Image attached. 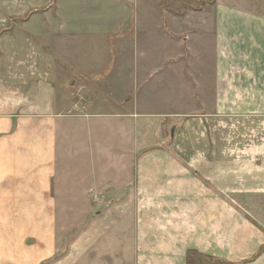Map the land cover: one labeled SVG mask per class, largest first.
<instances>
[{"label":"crops","instance_id":"0c3cea01","mask_svg":"<svg viewBox=\"0 0 264 264\" xmlns=\"http://www.w3.org/2000/svg\"><path fill=\"white\" fill-rule=\"evenodd\" d=\"M64 3L0 0V264H264V0L158 15L189 40L188 63L180 53L159 67L178 63L167 84L189 81L193 109L203 100L190 113L131 95L117 110L77 104L69 85L82 70L139 66L110 42L86 60L87 23ZM155 18L128 16L127 35Z\"/></svg>","mask_w":264,"mask_h":264},{"label":"rangeland","instance_id":"374dc122","mask_svg":"<svg viewBox=\"0 0 264 264\" xmlns=\"http://www.w3.org/2000/svg\"><path fill=\"white\" fill-rule=\"evenodd\" d=\"M213 1V0H212ZM65 2L63 12L65 15H68L69 17H74L75 15L79 16L81 15V19H85V22L87 25L83 28H79V34H80V47L84 48L81 50V55L85 57L87 60L89 55L95 56V45L99 42L102 43H109L114 45L116 44V51L115 48L113 50V54H117V59L121 61V59H127L130 63L133 62L136 66H139V68H126V67H118V69L115 70L113 74L114 78H110L107 75L110 76L109 72L112 70L110 67L108 68H88L85 72L87 75L84 77L80 76L79 78H73L74 81H76L74 84H70L69 87L72 88L73 94L75 95V102L81 106H88V108L91 111L95 112H101L106 109V111L109 110H117L121 109L120 107L127 103H134V106L138 105L145 107V108H152L155 111L158 112H179L183 113H190L197 110H200L198 107H200V103H202L203 100L199 99L198 106L195 108V101L190 100L189 96L190 92L193 91V88L191 87V84L189 81L185 82V85L182 84L176 86V84L171 85L167 84V78H171L174 75H177L175 71H179V69H175L176 66H178V63L174 65H169V61L166 62L164 66L159 67V64L165 60L167 57H171L170 61H174L173 55L177 56L178 54H183V57H185V62L188 63L189 61V52H188V46L187 43L189 40H178L181 42V44L186 45L183 46L180 50L179 48V42L175 39V36L171 34H166L168 31V28H173L171 26L164 27V23L167 22L165 20L159 19L158 15L164 12L169 13H187L189 11H203L206 10L211 12V8L208 7L211 0H63ZM59 5L58 3H56ZM56 7V6H55ZM54 7V8H55ZM56 10V9H55ZM116 14L117 20L111 19L109 20V15ZM146 14H155V19H150L149 21L145 20H135V26L136 23H150V25H153L152 27H149V30H143L141 27L134 30V33L131 32L127 35V28L130 27V23L133 21H128L132 17L136 19V16H139L140 18L143 17V15ZM84 17V18H83ZM80 22V23H81ZM168 22H173L172 20H169ZM108 24V25H104ZM184 24H186L184 22ZM113 26V29L111 28ZM167 29V30H166ZM110 31L112 35H116L115 37H111L110 40L108 39L100 38L96 36L97 34H94L95 32L99 31ZM166 30V32H165ZM173 32V31H172ZM83 33L88 35L86 38H83ZM126 33V34H125ZM109 34V33H108ZM204 34V33H201ZM211 36V35H210ZM178 38V37H176ZM183 38V36L181 37ZM187 38V37H185ZM56 39V37H55ZM85 41V42H82ZM173 45L176 46L175 51L169 47ZM177 44V45H176ZM144 45H150L147 47H150L152 49L151 52H149V62L145 59V67H142L140 65V62L142 63V53L140 51V46ZM166 46L165 51H163V46ZM127 48L128 51H121L119 48ZM131 48V51L129 50ZM169 49V51H168ZM187 49V50H186ZM99 53V51H98ZM109 52L107 51V54ZM145 54H148V52H143ZM100 54V53H99ZM116 56V55H115ZM91 57V58H93ZM184 59V58H183ZM181 59V61H184ZM102 63L104 66V63L106 62L105 59H102ZM177 61V60H175ZM184 62V63H185ZM148 63V65H147ZM158 63V64H157ZM185 63V64H186ZM110 64V63H108ZM189 64H187L186 70L187 73L189 71ZM148 66V67H146ZM158 67L160 68L159 71H154V68ZM167 67L166 69H164ZM154 71L152 74L150 71ZM175 70V71H174ZM113 71V70H112ZM71 74H73L72 71H70ZM155 73V74H154ZM159 73V75H158ZM181 73L179 74V77ZM105 80L99 81L100 77ZM147 76L152 77V82L146 87L142 86L143 83L142 79L147 78ZM127 77V79H126ZM132 79V82H128V79ZM161 78V80H160ZM110 79L112 82L107 81ZM72 78L70 79L71 82ZM160 80V81H159ZM107 81V82H106ZM143 87V89H142ZM60 89V87H59ZM182 89V90H180ZM177 90V95L181 96L182 98H175L174 92ZM152 93L151 97H148V93ZM162 92V93H161ZM72 93V92H71ZM64 95V93H61V96ZM140 96V99H136L134 101H128L126 102V99L128 97L131 98V96ZM168 96L171 99H166L165 96ZM131 99H135V98ZM139 103V104H138ZM102 104V106H99ZM107 105V107H106ZM110 105L113 106V108L110 109ZM109 107V108H108ZM143 108V109H145ZM174 133V131H172ZM170 134V133H169ZM168 134V135H169ZM167 135V136H168ZM239 138L241 141H246L248 144H253V138L242 136V137H233V142L237 145L239 142ZM240 147V146H239ZM237 147V148H239ZM235 148V149H237ZM234 149V148H233ZM237 154V153H235ZM78 230L76 229L73 235H76ZM71 245V244H70ZM69 244H65L62 247V252L65 251V248L70 246ZM58 255L55 257L57 258ZM91 258L93 259V255L91 254Z\"/></svg>","mask_w":264,"mask_h":264},{"label":"trees","instance_id":"16d2710c","mask_svg":"<svg viewBox=\"0 0 264 264\" xmlns=\"http://www.w3.org/2000/svg\"><path fill=\"white\" fill-rule=\"evenodd\" d=\"M183 1H184V0H182V2H183ZM210 3H211V4H212V3H214V0H213V1L211 0V2H210Z\"/></svg>","mask_w":264,"mask_h":264}]
</instances>
